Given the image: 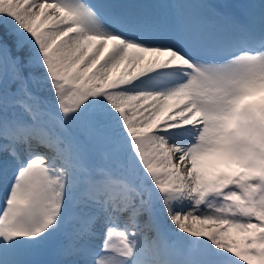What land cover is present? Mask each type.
<instances>
[{"label":"snow or ice","instance_id":"snow-or-ice-1","mask_svg":"<svg viewBox=\"0 0 264 264\" xmlns=\"http://www.w3.org/2000/svg\"><path fill=\"white\" fill-rule=\"evenodd\" d=\"M0 194V264H264V0H0Z\"/></svg>","mask_w":264,"mask_h":264},{"label":"rangeland","instance_id":"rangeland-1","mask_svg":"<svg viewBox=\"0 0 264 264\" xmlns=\"http://www.w3.org/2000/svg\"><path fill=\"white\" fill-rule=\"evenodd\" d=\"M0 195H2V194H0ZM224 240H225V242H231V240H239V237L236 235L235 230H232V232L229 234V236L224 237ZM55 242H56V238H53L52 242L50 241L45 245L50 248L52 246V244H55ZM241 264H243V262H241Z\"/></svg>","mask_w":264,"mask_h":264},{"label":"bare ground","instance_id":"bare-ground-1","mask_svg":"<svg viewBox=\"0 0 264 264\" xmlns=\"http://www.w3.org/2000/svg\"><path fill=\"white\" fill-rule=\"evenodd\" d=\"M261 98H262V97L258 95V96H256V97H254L253 99H255V100H260ZM211 162H212V161H211V158H209V163H211ZM196 227L199 228V227H212V226H204V225H199V224H198V225H196ZM44 248H45V249H48L49 247H47V246L45 245Z\"/></svg>","mask_w":264,"mask_h":264}]
</instances>
